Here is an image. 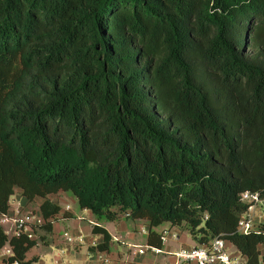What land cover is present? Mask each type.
I'll return each instance as SVG.
<instances>
[{
	"label": "trees",
	"instance_id": "16d2710c",
	"mask_svg": "<svg viewBox=\"0 0 264 264\" xmlns=\"http://www.w3.org/2000/svg\"><path fill=\"white\" fill-rule=\"evenodd\" d=\"M16 187L43 222H0L6 264L50 243L59 191L149 246L167 222L264 264V229L237 231L240 194L264 197V0H0V216Z\"/></svg>",
	"mask_w": 264,
	"mask_h": 264
},
{
	"label": "rangeland",
	"instance_id": "374dc122",
	"mask_svg": "<svg viewBox=\"0 0 264 264\" xmlns=\"http://www.w3.org/2000/svg\"><path fill=\"white\" fill-rule=\"evenodd\" d=\"M20 188L16 187L13 195L10 198V204L11 210L16 209L19 204L23 200V196H21L20 193ZM48 198L50 200H53L58 203L60 206V210L64 211V207L67 205L66 208H70L72 213H75L77 215V218H64L65 220H69L68 222L70 223L71 226H74L76 223L72 220H78L79 221V226L81 229V234L83 235V245L88 246L89 242L92 239L97 240L96 238L98 237L97 235L93 234L91 232L92 225L100 223L102 225H111L117 227V231H132L136 232L134 242L135 243H143V240L145 238V235L147 232H138L137 228L139 229L141 226L146 230L147 229V223L144 219H132L127 216H121L117 219H106L104 216H97L93 214L92 212L88 211L87 214L86 212H82L81 209L78 207L77 200L76 198L69 192V191H61L59 193H53L49 194ZM36 200L33 202H30L23 206V213H28L32 212L34 215L40 216L39 210H38V204L39 201H42L44 198L42 197H36ZM261 212L259 208H257L255 214L256 216ZM86 214V215H85ZM62 220V219H61ZM4 230L11 235L12 234V225L11 223H3L2 224ZM120 226H123L125 228H122ZM61 226H59L60 228ZM59 232H61V236L63 235L64 232H69L70 234L72 233V230H64V227L60 228ZM163 229H166L168 231V236L167 240L163 243L161 249L158 254L153 255V253H146L149 254V257L152 259L151 264H173V260L171 259L170 253L178 248L183 244V241L186 245H193L197 241L192 237V235L189 233L188 229L184 226H173L171 227L169 223L164 222L158 227L155 228L157 232H161ZM178 233L179 234V239L175 240L171 237L172 233ZM74 234V233H73ZM120 236V235H117ZM117 242L121 243V238L116 237ZM124 243V242H123ZM198 245V243H197ZM128 246V245H127ZM227 247V252L231 253L232 255H237L238 250L237 248L232 245L231 243L226 244ZM84 248V247H82ZM9 249L8 244L6 245V248H4V252ZM63 250L62 257L64 259V262H60L58 264H75L76 258L75 252L73 251V247L67 246L66 244L61 245L58 247L57 245H52L49 248H44L41 245H37L32 247L29 252H28V258L36 257V261L34 262L35 264H57L55 262V258L58 257L57 254H59L60 250ZM261 249H263V246H261ZM84 249H81L80 254H84ZM171 251V252H170ZM9 252V250H8ZM7 252V253H8ZM129 253V250H128ZM130 256V255H129ZM132 258V257H131ZM68 261H71L69 263Z\"/></svg>",
	"mask_w": 264,
	"mask_h": 264
},
{
	"label": "built area",
	"instance_id": "2783aa9c",
	"mask_svg": "<svg viewBox=\"0 0 264 264\" xmlns=\"http://www.w3.org/2000/svg\"><path fill=\"white\" fill-rule=\"evenodd\" d=\"M240 200L247 203L248 207L238 221L237 231L247 233L251 230L264 229V197H261L256 191L247 190L240 194ZM257 208L261 212L256 216L255 212ZM0 222L1 224L11 223L12 235L18 236L23 233L29 238H33V226L41 224L43 219L41 216L34 215L32 212L23 213V207L19 204L11 214H2L0 216ZM139 231L148 233V227L145 230L141 226ZM161 234V241L164 243L167 240L168 231L163 229ZM62 237L68 244L83 242V235L81 233L72 235L69 232H64ZM171 237L178 239V233H172ZM227 243L225 239L217 236L205 244L181 248L173 254L176 259L174 264H245L246 259L239 252L237 255H232L227 252ZM97 244L98 242L95 239L89 242V246L91 247H96ZM128 247L133 248L131 251L133 255L144 254L147 250H151L154 253L161 251V249L149 245L128 244Z\"/></svg>",
	"mask_w": 264,
	"mask_h": 264
},
{
	"label": "crops",
	"instance_id": "0c3cea01",
	"mask_svg": "<svg viewBox=\"0 0 264 264\" xmlns=\"http://www.w3.org/2000/svg\"><path fill=\"white\" fill-rule=\"evenodd\" d=\"M59 192H61V191H59ZM59 192H57V193H59ZM41 202L42 201H39V204ZM26 204H28V203L26 202V199L23 197V200L20 203V205L23 207ZM11 207L12 206L10 204V208H9L8 214H11L12 211L14 210V209L11 210ZM66 207H67V205L64 207V211H62V209L60 210L59 214L57 215L56 220L53 222V230H52L50 243L48 245L37 243L34 246L41 245L44 248H49L52 245H57L58 247H60L63 244L64 245L66 244L67 246H71V247H73V251L75 252L74 254H75L76 258H78L76 260L75 264H151L152 259L149 257V254H146V253H148V252L149 253H153V255L158 254V253H154L151 250H147L144 254L133 255L132 252H131L133 248H129L127 245L128 244H137V243L134 242L136 232L134 233V232H132L130 230H128V231H120L119 232V231H117V229H116L117 227H115V226L102 225L100 223H97V224L102 226V227H104L109 232V234L112 237V239L110 241V244H109L108 250H98V249H95V248L92 249L91 246H89V245L86 246V245H83L82 243H78V242H74L72 244L66 243L64 241L63 237L60 234L61 232H59V230H58L59 226H61L60 228L64 227V230H67V229L68 230H72V233H71L72 235H77V234L81 233L80 230H82V232H83V229H81L80 226H79V221L78 220H72L76 224L74 226H71L70 223L68 222L69 220H65L64 219V218H73V219L77 218V215L75 213H72L71 210H69L70 209L69 207L68 208H66ZM81 211L82 212H86V214H87V212L89 210L81 209ZM120 227L125 228L123 226H120ZM137 231L139 232L138 228H137ZM11 235H9V236H11ZM117 235H120V236H117ZM97 236H98L96 238L97 242H100L101 241V235H97ZM146 236H147V234L145 235L143 243L142 244L138 243L139 245H147L146 244ZM116 237H120L122 239L121 243L117 242ZM178 239H179V234H178ZM178 239H175V240H178ZM6 245L7 244H5V246H3L0 249V264H6V263H4L3 259L10 254V247H9V249H7L4 252V248H6ZM194 245H197V243L195 242L193 245H186L184 243V241H183V244L180 246V248H178V249H176V250H174L172 252L170 251L171 252L170 256H171V259L173 260V264L176 261L175 256L173 255L174 252L178 251L181 248H188V247H191V246H194ZM82 247H84V248H82ZM81 249L85 250L84 254H80ZM8 250H9V252H8ZM29 250L26 253V258L27 259H30V258H28V255H27ZM128 250H129V253H128ZM161 251H162V249H161ZM62 254H63V250L61 249L59 254H57L58 257L55 258V262H57V264L62 262V261L64 262ZM68 262L71 263V261H68ZM12 264H16V263H12Z\"/></svg>",
	"mask_w": 264,
	"mask_h": 264
}]
</instances>
